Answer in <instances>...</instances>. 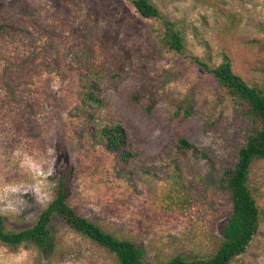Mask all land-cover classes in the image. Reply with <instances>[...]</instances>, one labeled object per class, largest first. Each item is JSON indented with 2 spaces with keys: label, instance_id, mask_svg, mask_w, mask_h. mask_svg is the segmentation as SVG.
Returning <instances> with one entry per match:
<instances>
[{
  "label": "rangeland",
  "instance_id": "374dc122",
  "mask_svg": "<svg viewBox=\"0 0 264 264\" xmlns=\"http://www.w3.org/2000/svg\"><path fill=\"white\" fill-rule=\"evenodd\" d=\"M185 29L187 52L212 65L227 54L251 84L264 83V0H153ZM0 213L31 226L52 200L62 170L69 201L144 259L207 256L231 210L219 178L235 166L252 122L219 108L215 79L192 58L166 51L150 23L102 0H0ZM96 82L102 104L86 102ZM186 107L190 108L185 115ZM122 124L136 156L123 163L102 144ZM185 138L205 152H179ZM250 185L261 222L230 264H264V158ZM50 250L0 242V264H117L116 257L61 220Z\"/></svg>",
  "mask_w": 264,
  "mask_h": 264
},
{
  "label": "trees",
  "instance_id": "16d2710c",
  "mask_svg": "<svg viewBox=\"0 0 264 264\" xmlns=\"http://www.w3.org/2000/svg\"><path fill=\"white\" fill-rule=\"evenodd\" d=\"M102 1L124 4L145 22L150 23L152 36L166 51L189 56L202 72L215 79L219 108H228L232 114L248 119L254 126L245 146L239 151L235 166L225 169L219 178V187L229 195L231 210L222 224V236L215 250L202 257L177 255L165 263L230 264L237 256L248 250L261 222V211L250 185V174L252 163L256 159L264 158V83L261 86L251 84L236 73L227 54H223L222 61L217 65H212L200 56L190 55L187 52L186 34L181 22L165 15L153 0ZM23 30L21 25L14 22L0 21V34ZM82 98L86 102L103 103L96 82L84 87ZM189 113L190 108L186 107L185 115ZM100 137L103 146L114 153L121 162L127 163L136 156L130 149L128 133L122 124L103 127ZM176 148L179 152L200 153L203 159L207 158L205 152H200L194 143L185 138L179 139ZM69 181L70 172L62 170L58 175L54 197L41 210L31 226L10 228L5 216L0 213V242L14 250L22 246L50 250L56 245L55 221L61 220L113 253L117 264H153L145 261L144 249L135 241L118 237L93 219L78 212L69 201Z\"/></svg>",
  "mask_w": 264,
  "mask_h": 264
}]
</instances>
